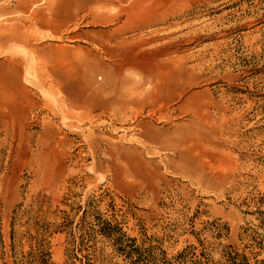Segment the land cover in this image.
<instances>
[{
	"label": "rangeland",
	"instance_id": "374dc122",
	"mask_svg": "<svg viewBox=\"0 0 264 264\" xmlns=\"http://www.w3.org/2000/svg\"><path fill=\"white\" fill-rule=\"evenodd\" d=\"M260 212L264 0H0V264L96 217L216 260Z\"/></svg>",
	"mask_w": 264,
	"mask_h": 264
},
{
	"label": "trees",
	"instance_id": "16d2710c",
	"mask_svg": "<svg viewBox=\"0 0 264 264\" xmlns=\"http://www.w3.org/2000/svg\"><path fill=\"white\" fill-rule=\"evenodd\" d=\"M86 213L87 210H84L83 217ZM259 215V223L254 229H242L240 239L243 240L242 249L239 250L229 245L224 246L216 260L209 259L202 251L198 252L195 246H188L176 255L167 258L166 253L158 246L145 245L144 241L137 244L135 238L127 237L118 226L97 217L93 222L87 225L82 224L77 228L78 238L73 241L70 252L75 258H78L76 254H80L79 260H86L83 264H90L88 255L97 252L98 249L95 247L99 237L102 243L109 247L111 253L121 260L122 264H264V258H261L264 252V214L260 212ZM214 228L218 237H221L224 229L220 226ZM35 246V255L32 252L28 254L30 259L28 263L46 264L50 255L41 250L42 245L39 242H36ZM24 261L23 256L20 264H24Z\"/></svg>",
	"mask_w": 264,
	"mask_h": 264
},
{
	"label": "bare ground",
	"instance_id": "6f19581e",
	"mask_svg": "<svg viewBox=\"0 0 264 264\" xmlns=\"http://www.w3.org/2000/svg\"><path fill=\"white\" fill-rule=\"evenodd\" d=\"M162 4H163V2H160L158 6H156L155 8H151V9L149 10L148 14L151 13V11H153V10H154V11H156V10L158 11V8L161 7ZM149 15H150V14H149ZM8 41H11V32H9V35H8ZM11 65H14V63L11 64ZM28 75H29V74H28ZM108 90H109V89H108ZM109 91H110V90H109ZM85 108L88 109L89 107H88V106H85Z\"/></svg>",
	"mask_w": 264,
	"mask_h": 264
}]
</instances>
